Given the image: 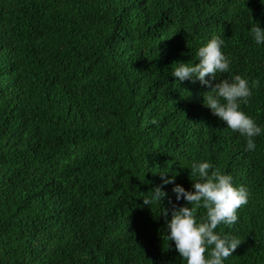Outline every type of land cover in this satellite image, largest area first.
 I'll list each match as a JSON object with an SVG mask.
<instances>
[{
    "label": "trees",
    "instance_id": "obj_1",
    "mask_svg": "<svg viewBox=\"0 0 264 264\" xmlns=\"http://www.w3.org/2000/svg\"><path fill=\"white\" fill-rule=\"evenodd\" d=\"M256 20L261 0H0V264H186L165 234L171 202L142 196L161 170L191 188L193 159L249 191L217 228L241 240L225 264H264V132L245 151L203 103L210 86L171 74L222 36L264 126Z\"/></svg>",
    "mask_w": 264,
    "mask_h": 264
},
{
    "label": "clouds",
    "instance_id": "obj_2",
    "mask_svg": "<svg viewBox=\"0 0 264 264\" xmlns=\"http://www.w3.org/2000/svg\"><path fill=\"white\" fill-rule=\"evenodd\" d=\"M249 33L255 43L264 44V27L259 21L250 26ZM225 43L222 36L213 35L196 50L197 62L175 61L171 74L178 82L199 79L202 84L209 85L210 90L203 93V103L226 121L227 128L245 138V151L253 152L257 148L256 137L264 132V126L241 107L252 95V85L246 76L232 72L231 59L224 51ZM220 73L229 76L217 79ZM189 167L191 188L176 182L177 173L169 176L168 170H161L160 183L142 196L143 202L151 208L154 204H163L165 197L171 202L170 218H167L169 209L164 204L161 212L166 217L165 234L168 241H174L186 264H225L241 240L217 228L233 225L238 220V210L248 203L249 191L245 185L235 183L230 172L216 167L211 160L193 159ZM168 183L173 184L176 201L184 199L189 203L172 201L163 187ZM199 208L205 209L202 218L196 215Z\"/></svg>",
    "mask_w": 264,
    "mask_h": 264
}]
</instances>
